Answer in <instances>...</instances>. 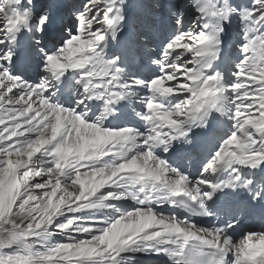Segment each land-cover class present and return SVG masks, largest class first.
Instances as JSON below:
<instances>
[{"label":"snow or ice","instance_id":"1","mask_svg":"<svg viewBox=\"0 0 264 264\" xmlns=\"http://www.w3.org/2000/svg\"><path fill=\"white\" fill-rule=\"evenodd\" d=\"M0 264H264V0H0Z\"/></svg>","mask_w":264,"mask_h":264}]
</instances>
